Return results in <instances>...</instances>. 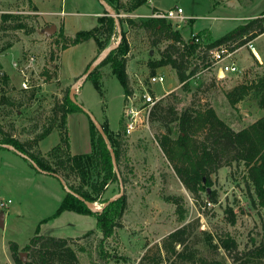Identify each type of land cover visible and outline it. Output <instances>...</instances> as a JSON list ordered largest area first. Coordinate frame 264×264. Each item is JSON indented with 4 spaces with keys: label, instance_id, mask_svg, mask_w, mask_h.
I'll return each instance as SVG.
<instances>
[{
    "label": "rangeland",
    "instance_id": "374dc122",
    "mask_svg": "<svg viewBox=\"0 0 264 264\" xmlns=\"http://www.w3.org/2000/svg\"><path fill=\"white\" fill-rule=\"evenodd\" d=\"M148 1L163 10L182 7L186 15L194 17L187 19L181 27L170 20L185 39L205 28L218 38L244 22V17L250 14L258 16L264 10V0H220L219 3L217 0ZM106 4L108 9L114 10L109 3ZM148 6L149 3L133 12L121 10L119 15L138 21L142 17H150L153 9ZM105 8L100 0H0V22L1 14L5 12L19 16L7 21L6 28L0 30V79L2 73L10 78L6 85L1 86L0 83V95L2 87L10 100L0 108V123L8 133L22 141H33L50 123L56 100L63 98L80 78L76 79L74 75L81 74L83 81L88 64L98 57V52H93L95 42L86 40L63 53L68 47L63 48L65 41L61 31L65 36L70 34L73 37L77 30L92 28L98 24L95 13L100 10L102 15ZM65 11V15L61 14ZM139 21H124L122 27L117 24L111 44L118 41L122 30L130 42L129 74L137 72L147 78L153 69L150 62L160 59L170 40L144 28ZM52 24L57 28L50 34L48 28ZM7 43L14 46L6 48ZM256 44L262 62L249 48L243 47L234 56L240 66L238 73L226 77L221 75L218 79L215 69L201 71L189 79L190 90L187 92L181 90L182 83L171 65L157 67L155 72L163 74L165 81L153 84V92L160 95L166 89L169 92L163 97L174 102L171 92L178 91L183 99L179 108L189 104L213 106L234 129L247 127L264 111L252 95L234 106L226 93L238 84L264 75V34ZM92 55L95 57L86 66ZM31 57H34L32 62ZM25 74L29 77V88L22 86ZM101 74L103 93L88 77L79 86L76 98L100 124L108 120L113 129L118 128L122 133L123 152L119 168L126 181L109 183L102 197L112 201L126 195L125 212L109 237H104L96 228L97 219L90 214L66 210L43 221L61 203L66 194L63 185L53 174L34 168L13 148L0 147V201L12 200L7 208L0 207V217L4 214V223L0 224V263L10 264L11 240L24 246L39 227L42 234L69 237L75 247L82 245L84 250L78 251L81 264H210L214 260L236 264L222 247L212 248L205 244V232L214 235L215 241L216 236L229 232L237 239L241 251L251 246L252 239L264 237V208H255L248 200L243 177L245 167L236 163L223 165L212 174L213 184L209 188L210 191L217 190V203L210 202L206 192L196 198L181 181L159 144V137L165 132L160 122L150 119L148 126L126 134L123 86L109 65L101 68ZM91 120L84 110L69 113L67 129L74 153L91 151ZM59 138V127L56 126L46 138L34 144L33 150L48 157L49 150L59 142ZM170 195L180 198L183 218L177 212L176 204L166 200ZM95 202L100 208H94V211L104 205L99 200ZM227 207L235 210L234 224L229 220ZM184 225H187L185 247L197 250V256L206 259L205 262H185L169 255L163 247L168 234ZM184 245L177 244L176 248L181 250ZM21 256L27 259L26 252ZM259 264H264V260Z\"/></svg>",
    "mask_w": 264,
    "mask_h": 264
},
{
    "label": "trees",
    "instance_id": "16d2710c",
    "mask_svg": "<svg viewBox=\"0 0 264 264\" xmlns=\"http://www.w3.org/2000/svg\"><path fill=\"white\" fill-rule=\"evenodd\" d=\"M105 1L113 7L118 16H112L105 8L103 14L98 16L97 26L91 29H81L73 37H67L61 31L66 44L63 45V48L93 38L97 44L99 55L111 45V38L117 29L116 19L121 27L124 21L136 23L140 20L141 26L158 33L163 39L170 40L160 59L150 62L153 68L152 73L157 67L171 65L176 71L179 82L182 83L181 90L184 92L190 90L189 79L198 68V65L191 68V60L189 59V56L195 53L198 46L203 45L209 48L229 42L232 44V48H237L247 40L264 32L263 18H249L218 38H214L211 31L205 28L194 36L199 37L201 40L199 43V41L194 40V37L185 39L181 30L174 28L168 19L142 17L137 21L131 17L119 15L121 10L136 11L139 7L147 4L148 0ZM102 5L104 6V4ZM152 9L158 10L159 8L153 7ZM18 17L12 12L2 13L0 30L6 28L7 21ZM18 26L21 27V25ZM120 36L121 39L118 44L87 76V78H92L100 93H103L100 80L101 68L105 65L111 67L113 74L121 82L124 92L129 89L127 65L130 42L122 30H120ZM12 45V43H7L6 48ZM96 58L97 56L93 61ZM92 62L88 64L84 73ZM9 79L7 74L2 73L1 86L6 85ZM5 94L1 87L0 108L6 101L10 102L9 97H6ZM226 95L234 106L248 95H252L257 100L258 106L264 111V75L253 81L234 86L227 91ZM171 96L175 98L174 102L163 97L153 106L150 119L160 122L165 129V132L159 137V144L186 188L196 198H199L202 192H206L208 200L217 203L219 201L217 190L212 189L210 191L209 188L213 184L212 174L223 165L236 163L245 167L243 177L250 204L255 208H264V114L247 127L236 130L217 114L213 106L196 107L194 104H189L179 108V104L183 102L179 92L172 91ZM78 110L83 109L71 99L69 88L63 98L56 100L50 123L43 127L33 141L20 140L13 133H8L0 123V134L2 135L0 147L5 148L4 144H8L12 146L14 151L25 154L26 159H32L40 168L51 173H58L63 177L66 185L84 197V199H80L74 194L66 192L56 211L43 221L57 217L66 210L90 214L97 219L96 228L102 231L104 237H109L113 234L115 226L118 225L127 207V197L124 194L112 201H109L107 197H102L109 183L122 184L126 181L119 168L123 152L122 133L120 130L114 132L110 128L108 120L101 122V126L116 154L118 175L114 169L110 149L92 120L90 122L91 151L71 152L67 121L69 113ZM56 126L59 127L60 132L59 142L49 150L48 157L42 156L39 152L36 153L33 150L34 144L46 138ZM31 165L39 170L32 163ZM98 200L104 205L97 211H94L86 203V201L93 203ZM166 200L176 204L177 212L183 218V204L179 202L180 198L170 195L166 197ZM226 212L230 214V222L236 223L235 210L232 207H227ZM186 231L187 225H184L169 233L164 239L163 247L169 255L171 254L185 262H198L199 260L205 262L206 259L197 256V250H188L185 247ZM205 233L207 235L205 244L212 248L222 247L234 263H263L264 237L259 240L252 239L251 246L241 251L237 239L229 232L216 236V241L214 235L209 232ZM177 244L184 245V247L178 250ZM9 249L15 264H81L78 251L84 250V247L82 245L75 247L69 237L42 234L38 227L35 234L24 246L11 240ZM22 252H26L27 259H23ZM210 264L227 263L224 260H214Z\"/></svg>",
    "mask_w": 264,
    "mask_h": 264
},
{
    "label": "built area",
    "instance_id": "2783aa9c",
    "mask_svg": "<svg viewBox=\"0 0 264 264\" xmlns=\"http://www.w3.org/2000/svg\"><path fill=\"white\" fill-rule=\"evenodd\" d=\"M149 16L174 20L177 22V25L179 27H181L187 19L194 18L192 16L186 15L182 7L170 8L167 10H152ZM257 17L264 19V13H260L254 18ZM195 34L196 33H194L192 37H194ZM263 34L264 32L259 34L255 38L247 40L242 46H239L237 48H232V44L229 42H224L209 48H206L203 45L198 46L195 53L189 56V59L191 60V68L198 65L196 72L192 76L200 73L201 71L210 69H215L216 77L218 79L221 78V74H224L223 76L226 77L230 74L238 73L240 71V66L234 59V56L237 51L243 47L249 48L254 56L260 62H262L257 48L256 40ZM194 40L201 43L199 37H194ZM33 60L34 57H31V62ZM22 72L25 73L24 70H22ZM164 81V75L158 72L150 73L147 78L137 72L129 75V89L127 92H124L123 109V118L125 124L124 132L126 134H131L137 131L141 126H148L151 109L159 100L163 98L165 94L169 92L165 89V91L160 95L155 94L153 92L152 85L155 83L163 84ZM80 85L81 77L77 79V82L73 85L72 89L77 93L79 91ZM22 86L24 88H29L30 86L29 77L27 76V74H25V79L22 80ZM11 201V199L0 201V207L7 208Z\"/></svg>",
    "mask_w": 264,
    "mask_h": 264
},
{
    "label": "water",
    "instance_id": "95a60500",
    "mask_svg": "<svg viewBox=\"0 0 264 264\" xmlns=\"http://www.w3.org/2000/svg\"><path fill=\"white\" fill-rule=\"evenodd\" d=\"M101 1V3L102 4H104V6L108 9V6H107V4H106V2H105V0H100ZM108 11H109V14H111L112 16H118V14L114 11V10H112V9H108ZM116 21H117V19H116ZM117 24H118V21H117ZM118 26H119V24H118ZM56 25L55 24H52L49 28H48V32L50 33V34H52V33H54L55 31H56ZM120 39H121V36L119 37V39H118V41L117 42H115V43H112L109 47H107L106 49H104L99 55H98V57L93 61V63L90 65V67L88 68V70L86 71V73L84 74V76H83V81L87 78V76L90 74V72L105 58V56L108 54V52L112 49V48H114L117 44H118V42L120 41ZM224 75V74H223ZM83 81H81V84L83 83ZM70 96H71V99L74 101V102H76L84 111H86L88 114H89V116H90V118L92 119V121L94 122V124L96 125V127L99 129V131H100V133H101V135L103 136V138H104V140H105V142H106V144H107V147L110 149V152H111V156H112V162H113V165H114V169H115V171L117 172V174L119 175V171H118V164H117V160H116V154H115V151H114V149L112 148V146H111V144H110V141H109V138H108V136H107V134L104 132V130H103V128H102V126H101V124H100V122L96 119V117L89 111V110H87L86 109V107L81 103V102H79L78 101V99L76 98V92L73 90V89H71L70 90ZM4 146H6V147H10V148H12V146H10V145H8V144H4ZM18 153H20V152H18ZM21 154V153H20ZM21 155H23L24 157H27L25 154H21ZM30 159V158H29ZM29 161H31V163L33 164V165H35V167H37L40 171H42V172H45V173H51V172H49V171H46V170H44V169H42V168H40L32 159H30ZM51 174H53L54 176H56L59 180H60V182H61V184L63 185V187H64V190L67 192V193H72V194H74L75 196H77V197H79L80 199H84V197H82L81 195H79L78 193H76L75 191H73L68 185H66V182H65V180L63 179V177L61 176V175H59L58 173H51ZM86 203H87V205L90 207V208H92V209H94L93 207H92V202H90V201H86ZM4 223V214H2L1 215V217H0V224H3Z\"/></svg>",
    "mask_w": 264,
    "mask_h": 264
},
{
    "label": "crops",
    "instance_id": "0c3cea01",
    "mask_svg": "<svg viewBox=\"0 0 264 264\" xmlns=\"http://www.w3.org/2000/svg\"><path fill=\"white\" fill-rule=\"evenodd\" d=\"M106 2V1H105ZM217 3H219L220 2V0H217L216 1ZM148 3H149V6L148 7H156L155 5H153L152 3H150V1H148ZM102 4V3H101ZM102 7H103V5H102ZM142 7V6H141ZM141 7H139L137 10H139ZM151 8V9H152ZM157 8H159V7H157ZM136 10V11H137ZM264 11V10H263ZM66 12L67 11H65L64 13L62 12L61 14H63V15H65L66 14ZM262 13V12H261ZM95 14H97V19H98V16H100V10L99 11H97ZM257 16V14H250V15H248V16H246V17H244L245 18V20H247V19H249V18H254V17H256ZM64 20H65V17H64ZM98 21V20H97ZM66 23H67V21L65 20V26H66ZM95 26H97V25H95ZM95 26H93V27H95ZM92 27V28H93ZM91 29V28H90ZM77 31H79V30H77ZM67 33V32H66ZM68 34V33H67ZM69 36H72V35H70V34H68ZM261 37V36H260ZM260 37H258V38H260ZM258 38H257V40H258ZM90 39H93V38H90ZM89 40V39H88ZM94 40V39H93ZM94 42H95V40H94ZM82 43V42H81ZM80 44V43H79ZM79 44H77V45H79ZM14 46V45H13ZM12 46V47H13ZM73 46H76V45H72V46H70V47H68L67 49H65L64 50V52L63 53H65L67 50H70L71 49V47H73ZM11 47V48H12ZM9 51V50H8ZM7 51V52H8ZM94 51H96L97 52V44H96V42H95V48L93 49V52ZM259 51V50H258ZM93 54H95V53H93ZM95 57V55H92L91 57H90V59H89V61L86 63V66H87V64L93 59ZM1 63H2V61H1ZM129 63V62H128ZM2 65H3V63H2ZM85 66V67H86ZM127 72H128V75H130L129 73H130V71H129V67H128V65H127ZM79 76H81V74L79 75V74H76V75H74V78H78ZM72 83V82H71ZM70 84V83H69ZM68 119H69V115H68ZM67 123H68V121H67ZM109 126H110V123H109ZM110 128L113 130V131H116V130H118V128H115V129H113L111 126H110ZM70 148H71V145H70ZM10 149V148H9ZM71 152L72 153H74L73 151H72V149H71ZM88 152V151H87ZM81 153H83V152H81ZM65 195H63V197H64ZM10 264H14L13 263V260H12V257H11V261H10Z\"/></svg>",
    "mask_w": 264,
    "mask_h": 264
},
{
    "label": "bare ground",
    "instance_id": "6f19581e",
    "mask_svg": "<svg viewBox=\"0 0 264 264\" xmlns=\"http://www.w3.org/2000/svg\"><path fill=\"white\" fill-rule=\"evenodd\" d=\"M222 75V74H221ZM223 76V75H222ZM93 208H97V209H99L100 208V206H99V204L98 203H96V202H94L93 204Z\"/></svg>",
    "mask_w": 264,
    "mask_h": 264
}]
</instances>
